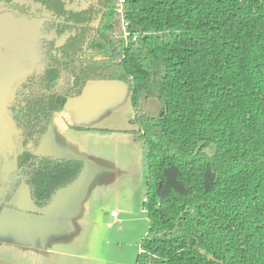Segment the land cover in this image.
<instances>
[{
    "label": "trees",
    "instance_id": "obj_1",
    "mask_svg": "<svg viewBox=\"0 0 264 264\" xmlns=\"http://www.w3.org/2000/svg\"><path fill=\"white\" fill-rule=\"evenodd\" d=\"M29 1L67 40L16 88L19 177L3 204L24 182L44 208L79 179L82 161L37 149L87 82L119 80L137 126L126 132L148 160L135 264H264V0H126L122 13L116 0ZM150 99L154 113L141 108Z\"/></svg>",
    "mask_w": 264,
    "mask_h": 264
},
{
    "label": "crops",
    "instance_id": "obj_2",
    "mask_svg": "<svg viewBox=\"0 0 264 264\" xmlns=\"http://www.w3.org/2000/svg\"><path fill=\"white\" fill-rule=\"evenodd\" d=\"M133 117L128 85L113 80L87 83L52 116L37 153L80 160L85 170L43 211L19 195L24 189L19 185L11 196L13 206L0 211V264H121L112 261L109 233L97 241L94 236L100 223L109 228L124 219L122 212L112 215L115 210L111 220L102 215L104 203L117 196L114 190L128 188L129 175L140 164V145L126 132L137 129Z\"/></svg>",
    "mask_w": 264,
    "mask_h": 264
},
{
    "label": "rangeland",
    "instance_id": "obj_3",
    "mask_svg": "<svg viewBox=\"0 0 264 264\" xmlns=\"http://www.w3.org/2000/svg\"><path fill=\"white\" fill-rule=\"evenodd\" d=\"M83 5L84 2L81 6ZM75 6L76 4L74 7ZM77 7L81 8L80 6ZM160 104L161 103L157 99H150L142 104L141 108L144 112L154 113L158 110ZM4 116L6 122L9 124L11 120L8 117L7 111H4ZM127 135H129V133ZM15 136L16 134L14 133V137ZM135 141L139 143V149L141 148L142 151L140 153V164L136 166V169L132 170V173H130V178L126 183L128 188L125 190L122 188L114 190V192L117 193V196L114 197L112 201H104V207L106 209L102 215L103 220H111L110 213L112 210H115V212H122L124 219L109 228L106 227L107 224L105 222L100 223L99 227L96 229L97 233L95 232L94 236V241H97L100 240L103 235L107 236V233H109V237L112 239V252H110L112 261L120 262L121 264H135L138 254V244L141 237L147 233L149 228L148 216L144 207V199L146 197L147 189L146 177L148 175V160L143 142ZM20 186L24 187V189L21 188L19 195L22 196L25 194L29 197L27 185L22 182ZM25 187H27L26 191ZM104 247L105 244H101L100 251H102ZM105 252H109V249H105Z\"/></svg>",
    "mask_w": 264,
    "mask_h": 264
},
{
    "label": "flooded vegetation",
    "instance_id": "obj_4",
    "mask_svg": "<svg viewBox=\"0 0 264 264\" xmlns=\"http://www.w3.org/2000/svg\"><path fill=\"white\" fill-rule=\"evenodd\" d=\"M10 21L13 23L12 29L8 31L7 26L4 27L2 24L3 31L13 35L18 42H27L26 57L22 63L24 71L21 77L23 78L18 83V87L21 83L41 74L53 63L54 57L58 56L59 48L67 40V35L65 31L60 32V29L49 19L38 14L35 5L29 0H0V22ZM17 146L20 150V139ZM18 177L19 169L13 172L11 180L1 184L0 188L11 190ZM8 193L6 190L0 191V201L3 199L5 201ZM4 206L2 203L0 211Z\"/></svg>",
    "mask_w": 264,
    "mask_h": 264
},
{
    "label": "water",
    "instance_id": "obj_5",
    "mask_svg": "<svg viewBox=\"0 0 264 264\" xmlns=\"http://www.w3.org/2000/svg\"><path fill=\"white\" fill-rule=\"evenodd\" d=\"M2 24L4 25V27L6 25L7 30L10 31L13 27V23L11 21L0 22V185L11 180L10 177L12 178V173L18 170L17 156L20 150L17 148L18 147L17 142L18 139H20V137H19V131L12 120L9 107L13 101V97L17 85L20 81H22L23 78L21 77V73L24 71V69L22 70L23 68L22 63L24 62V59L26 57L25 48H27L26 41L18 42L16 39H14L13 35H11L8 32H4L3 31L4 27ZM6 34L8 35V37ZM4 48L5 50H3ZM92 81H110V80H92ZM113 81H119V80H113ZM4 111L8 112V117L11 120L9 124L5 120ZM14 133L16 134L15 137H14ZM44 157H49V156H44ZM81 176L79 177V179L81 178ZM79 179L73 185H75L79 181ZM73 185L59 191L56 194L53 201L51 202V204L55 201L57 195L60 192L71 188ZM3 190L4 192L5 190L6 192L10 191L5 188H0V191ZM29 198L32 201V203H34V201L30 196V191H29ZM2 203H4V199L0 201V207ZM10 205L13 206L11 202ZM34 205L37 209H39V211H43L50 206L48 205L47 207L39 208L35 203Z\"/></svg>",
    "mask_w": 264,
    "mask_h": 264
},
{
    "label": "built area",
    "instance_id": "obj_6",
    "mask_svg": "<svg viewBox=\"0 0 264 264\" xmlns=\"http://www.w3.org/2000/svg\"><path fill=\"white\" fill-rule=\"evenodd\" d=\"M116 1H117L118 11L122 13L126 0H116ZM120 34L126 40L136 41L138 38L137 33H133L132 31L129 30V23L124 17H122L120 22ZM112 215H116V212H112Z\"/></svg>",
    "mask_w": 264,
    "mask_h": 264
}]
</instances>
